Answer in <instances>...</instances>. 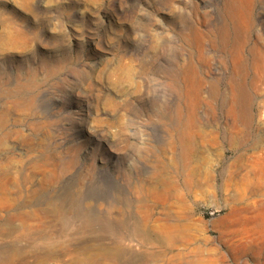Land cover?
Segmentation results:
<instances>
[{"label":"rangeland","instance_id":"374dc122","mask_svg":"<svg viewBox=\"0 0 264 264\" xmlns=\"http://www.w3.org/2000/svg\"><path fill=\"white\" fill-rule=\"evenodd\" d=\"M264 264V0H0V264Z\"/></svg>","mask_w":264,"mask_h":264},{"label":"bare ground","instance_id":"6f19581e","mask_svg":"<svg viewBox=\"0 0 264 264\" xmlns=\"http://www.w3.org/2000/svg\"><path fill=\"white\" fill-rule=\"evenodd\" d=\"M215 263H216V260L215 259H210L205 264H215Z\"/></svg>","mask_w":264,"mask_h":264}]
</instances>
